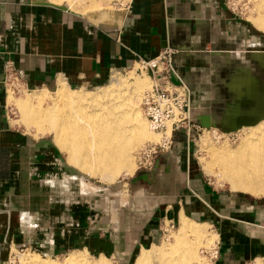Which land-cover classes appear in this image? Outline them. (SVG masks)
<instances>
[{
  "label": "crops",
  "instance_id": "crops-1",
  "mask_svg": "<svg viewBox=\"0 0 264 264\" xmlns=\"http://www.w3.org/2000/svg\"><path fill=\"white\" fill-rule=\"evenodd\" d=\"M56 5L68 9L36 0H0V264L12 247H27L48 258L74 248L124 260L138 252L134 264L149 253L151 262L159 264L166 257L161 251L177 243L153 244L157 224L178 217L198 222L205 218L216 225V259L210 264H250L263 257L262 201L251 200L246 205L250 209L237 210L232 197L210 190L190 163L183 134L151 168L130 179L133 198L127 208L120 206L116 223L118 230H126L124 244L130 243L131 249L120 250L123 240L113 241L107 230L102 240L96 224L91 225L96 217L93 199L89 206L64 202V193H71L64 183L72 174L60 147L46 136L33 138L11 126L5 105L10 106L13 89L5 88L6 66L33 87L29 91H78L71 87L101 85L115 72L169 46L175 72L189 89L192 122L224 134L237 132L264 116L263 30L238 16L225 0H126L106 15L88 14V1ZM258 50L263 52L260 63L254 59ZM171 80L177 82L174 76ZM110 207L114 220L112 202ZM131 211L137 215L130 216ZM112 224L105 229L112 230Z\"/></svg>",
  "mask_w": 264,
  "mask_h": 264
},
{
  "label": "bare ground",
  "instance_id": "bare-ground-1",
  "mask_svg": "<svg viewBox=\"0 0 264 264\" xmlns=\"http://www.w3.org/2000/svg\"><path fill=\"white\" fill-rule=\"evenodd\" d=\"M256 4L260 17L264 18V0H256ZM145 88L146 81L137 80L132 89L97 98L67 94V89L60 87L52 95L51 107L45 106L49 98L43 93L37 94L34 100L11 98L10 102L19 106L25 124L34 126L42 135L54 134L68 151L72 164L103 180L114 181L122 173H133L132 152L151 140V133H155L145 123L138 107L136 96ZM168 132L169 126L165 134ZM247 134L236 150L226 147L218 152L212 150L211 154L215 153L210 162L211 170L218 172L232 191L264 196V120L251 126ZM179 233L178 244L186 247L172 252L184 256V263L191 261L187 257L197 252L196 245L214 243L215 239L206 233L203 225L196 226L186 217L181 219ZM214 247L211 254L215 252ZM167 251L171 253L170 248ZM20 259L23 264H97L81 253H72L63 263L45 261L30 254H22ZM181 259L178 260L181 262ZM151 261V255L144 253L136 264H153Z\"/></svg>",
  "mask_w": 264,
  "mask_h": 264
},
{
  "label": "rangeland",
  "instance_id": "rangeland-1",
  "mask_svg": "<svg viewBox=\"0 0 264 264\" xmlns=\"http://www.w3.org/2000/svg\"><path fill=\"white\" fill-rule=\"evenodd\" d=\"M42 1H46V0H42ZM71 1H73V0H71ZM79 1H82V0H79ZM86 1H88V6H90V10H89L90 13H88V14H94V13L98 14L100 12H104V15H106L107 11H109V10L112 11L115 8L122 6L126 2V0H83V2H86ZM225 1H226L227 5L230 8H232L238 14V16H240L241 18H243L247 21L251 20L254 24H256L260 29H262L264 31V18L260 17V13H259V10H258L257 4H256V0H225ZM91 5H93V9H92ZM94 5L98 6V10L96 8H94ZM62 6H64V5H62ZM263 31H261V32L264 33ZM258 52H261V51L258 50ZM136 68H137V64L134 63L132 66H130L128 68H125L119 72H115L111 78L106 80L101 85L92 86V87L91 86L84 87V88H82L83 90H79L77 88L71 87L72 89L78 90V91H71V90L67 89V94H71V95L82 94V95H88L91 97L95 96L97 98H102L104 96L106 97L108 94L113 95V93L117 94L119 92H122L123 90L132 89L134 86V83L137 80H145L146 81V88L144 90H142L141 93H139L136 97L138 100V107L140 109V114L142 115V118H144L145 123L148 124L145 117L143 116L141 108H140V96L145 90L150 88L153 80H152L151 76L144 73L143 71L139 72V70ZM12 76H9L6 79V84H5V88L9 85L10 86L8 87V89L10 87L13 88L10 90V95L12 94L11 95L12 98L16 99L17 101L34 100L37 94L43 93V94L48 95V98H49V100H48V102H46L45 106L51 107L53 105L51 99H52V95H54V93L56 91H54V90H48L50 92L41 91V90L29 91L31 89H28V88H33V87H31V86L27 87L26 85H24L22 83V81L20 80V78L18 76H17V79H15ZM12 83L14 84L13 86H11ZM47 87L49 89H51V84L48 83ZM100 88H102V89H100ZM85 90H87V91H85ZM23 91H26V92L23 93ZM251 103L252 102L245 104V106H247V108H248L251 106L250 105ZM11 104H10V106L5 104L6 105V111L8 114V120H9V122H11V126L16 128L17 130L23 132L24 134L30 135L33 138H35V136L36 137L46 136L47 138L51 139L52 142L54 140L56 142V144L60 147L62 152L64 153L63 154L62 152H60L61 159L67 165L66 166L67 173L72 174L70 176H66L67 177V179L65 180L66 183H64L67 187L66 190L67 191L71 190V193H68V192L64 193V194H66L64 197L65 204L70 206V207L73 204L84 205V206L88 205L89 206V201L92 198L93 203L96 205V207L93 211L96 214V217L94 218L96 223H94V219H93L92 220L93 224L91 221V225L94 226V224H96V226H94V227L97 228V230H96L97 236L99 234H101L99 237L102 240H105L104 238L106 235L104 234V231L105 230H107V232L110 231V233H108V235H110V237L112 236L113 241L123 240V242L118 244V248L120 250L129 251L132 247L131 244L130 243H128V245H127V243L124 244V242L126 240H128L127 236L125 237V234H124L126 230H124V232L122 230H118V228H120V226H117L118 223H116L120 220L119 218L121 216V211H120L121 207L120 206L122 204H125V207L127 208L128 205H126V203L129 204V201L133 198V194H132L131 189H130V186H131L130 179L133 178L139 171V169H136V159H137V154H138L139 150L146 143L159 142L161 135L156 134V133H151V136L153 138L151 140H149L148 142L143 143L140 147H138L137 149H135L132 152V159H133V163H134V171L132 174L122 173L119 176H117L114 181H107V180H103L102 178H100L98 176L91 175V174L79 169L74 164H72L71 163L72 161L69 158L68 151L62 148V146L59 144V142L57 141V138L54 134L42 135L34 126H32V125L29 126V125L25 124V122L22 121V114H21V110H20L19 106L14 102H12ZM248 118L251 120L254 119V114H248ZM263 120H264V117H261L258 121L254 122L252 124H249L246 127L240 128L237 132H236V130H234L231 133H227V134L220 133L219 130L216 131V130H209V129L204 128L202 133H198L199 134L198 137L195 136V138L193 140L188 141V144H187L190 163L193 164V166L197 167L198 170L200 171V173H202V175L204 177V182L206 183L208 188H210V190H212L214 192L224 193L226 196H229V198L232 197L233 199L232 198L230 199V200H232L231 204H233L235 206V209H237V210L243 211L245 209H250V207H248L246 205L251 200L262 201V206H263L264 205V196L255 197V196H252L248 193L232 191L230 186H229V183H227V181L225 179H223V177L221 175H219L218 172L211 170L210 162L212 159V154L215 152H218V150L225 149L224 147H226L228 149H232V150L238 149L241 146V144L243 143V141L246 139V135H248L247 133H249V128L251 126L258 125ZM13 122L16 125L12 124ZM177 134L180 135L182 133L178 132ZM184 149H185V147H184ZM212 150H215V152H213L211 154ZM82 184H83V186H82ZM97 191H99V193H97ZM111 202L113 203V207H114L113 209L116 213V218L114 220L110 219V211H111L110 210V208H111L110 204H111ZM239 205H241V206H239ZM213 209H214V211H216L215 208H213ZM133 210H135V209H133ZM226 212H227V209H226ZM133 213H134L133 211L129 212L130 216ZM133 215H137V213H134ZM209 218H210V216H209ZM190 219H192V218H190ZM194 221H196V220H194ZM110 222L114 223V224H112V226H113L112 230L111 229H105L107 227L108 223L110 224ZM196 222H198V221H196ZM204 223L208 224L206 226L203 225V227L205 228L206 233L208 235L213 236L215 238L214 243H206L205 244L203 242V243H200L198 246L196 245V251L197 252L193 253L192 255L189 254L187 257V258L190 257L191 261L184 263L183 262V261H185V260H183L184 256L180 257L179 254H176V253L173 254V252H178V248L183 249L182 247H186V245L183 246V244H181L182 245L181 246L178 244V239L180 237L179 228H180L181 223H178V221L175 218L169 222H167L166 220L163 222H161V221L158 222V224H157L158 234L154 238L153 244L159 245L161 242L169 243V244L172 242L177 243L176 246H172V247L169 246L171 253L168 251L167 252L161 251V253H163L166 257L163 258V260L161 259L162 262H159V264H162L163 261H165V260L166 261L164 262V264L165 263L166 264H168V263H170V264H210V262L212 260H215L216 257H212L208 263V261L206 259H203V256L205 258L210 256V254L212 252L211 249H213L215 244L217 245L216 242H218V235H219L218 229H217L215 224L209 223L205 218H204ZM171 224H172V227H170ZM193 224L196 226L200 225V224H197L194 222H193ZM111 231L113 232L112 234H111ZM164 234H166V237H167V238L165 237V239H164ZM203 247L206 249H210V251L205 249L203 252V256H201L200 254H201ZM147 249H150V248H147ZM84 251H87V252H84ZM33 252H35V251H33L27 247H19V248L12 247L10 250L7 251V256H6V258L2 264H23L21 262V259H20V256L22 254H30V255H33L35 257L38 256V258H40L42 260H45V261L51 260V261H54L56 263H63L69 257V255H71L72 253H81L84 256L88 257L91 261H93L94 263H97V264H134L135 259H136L135 253H133L135 256L133 259L124 260V259H117V256L115 254L110 255L109 253L107 254L105 252L102 254H99V253L97 254V253L90 252L89 250H85L83 248L69 249L65 252H62L61 254L49 256L52 258H48V255H42V254H40L41 256H39ZM36 253H38V252H36ZM103 255L106 258L105 257L99 258L100 256H103ZM179 258H182L181 262L178 260ZM261 261L264 262V259L255 261L252 264H259ZM153 264H156V263L154 262Z\"/></svg>",
  "mask_w": 264,
  "mask_h": 264
},
{
  "label": "built area",
  "instance_id": "built-area-1",
  "mask_svg": "<svg viewBox=\"0 0 264 264\" xmlns=\"http://www.w3.org/2000/svg\"><path fill=\"white\" fill-rule=\"evenodd\" d=\"M173 54L174 50L165 46L155 57L136 62L139 72L154 78L150 88L140 96V108L150 129L161 134L159 142L146 143L139 150L136 159V169L139 170L151 168L160 155L172 148L174 133H182L188 142L204 130L190 119L189 89L175 72ZM6 68L5 80L12 75L17 79V73L9 66ZM171 76L176 77V83ZM167 126L168 135L165 134Z\"/></svg>",
  "mask_w": 264,
  "mask_h": 264
},
{
  "label": "flooded vegetation",
  "instance_id": "flooded-vegetation-1",
  "mask_svg": "<svg viewBox=\"0 0 264 264\" xmlns=\"http://www.w3.org/2000/svg\"><path fill=\"white\" fill-rule=\"evenodd\" d=\"M255 55H254V59L256 60V61H258L259 63L260 62H262L263 61V52L261 51V52H256V53H254ZM209 130H212V128H210ZM220 132V131H219ZM221 133V132H220ZM97 193H99V191H97ZM97 195V194H96ZM95 196V195H94ZM93 196V197H94ZM190 219V218H189ZM192 220V219H191ZM180 217H178V223H180ZM194 221V220H193ZM196 222V221H195ZM197 223H200V224H206V223H204V222H197ZM165 237H166V234H164V239H165ZM216 251V250H215ZM215 254H216V252H214L213 254H211L210 256H208L209 257V260H211V258L212 257H215ZM139 255V253L137 252V254H136V257ZM135 257V258H136ZM264 259V256L263 257H261L260 259H257V260H254V261H252V263L253 262H255V261H258V260H263ZM252 263H250V264H252Z\"/></svg>",
  "mask_w": 264,
  "mask_h": 264
},
{
  "label": "water",
  "instance_id": "water-1",
  "mask_svg": "<svg viewBox=\"0 0 264 264\" xmlns=\"http://www.w3.org/2000/svg\"><path fill=\"white\" fill-rule=\"evenodd\" d=\"M36 3L44 4V5H50V6H54V7H57V8H61V9L66 10V8H65L64 6L56 5V4H52V3H49V2H47V1L36 0Z\"/></svg>",
  "mask_w": 264,
  "mask_h": 264
},
{
  "label": "trees",
  "instance_id": "trees-1",
  "mask_svg": "<svg viewBox=\"0 0 264 264\" xmlns=\"http://www.w3.org/2000/svg\"><path fill=\"white\" fill-rule=\"evenodd\" d=\"M174 139H177V140H183V136L182 134L178 135L177 133H174Z\"/></svg>",
  "mask_w": 264,
  "mask_h": 264
}]
</instances>
